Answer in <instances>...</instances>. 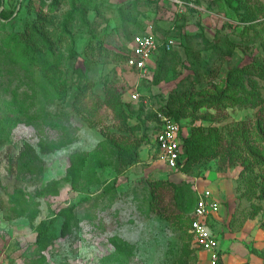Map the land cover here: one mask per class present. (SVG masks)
Segmentation results:
<instances>
[{"label":"rangeland","instance_id":"374dc122","mask_svg":"<svg viewBox=\"0 0 264 264\" xmlns=\"http://www.w3.org/2000/svg\"><path fill=\"white\" fill-rule=\"evenodd\" d=\"M53 1L0 0V12L7 17L0 19V36L16 34L18 47L25 42L38 45L51 54L54 68L61 71V84L54 90L36 69L25 66L22 53L0 52V264L196 261L189 250V213L176 221L145 212L144 180L187 181L195 195L207 191L218 204L215 217L207 219L216 237L218 263L264 264V124L256 130L254 120L261 116L259 106L196 104L223 88L229 70L264 66V0H192V8L176 7L166 0H84L73 6L71 0ZM68 12L72 15L65 19ZM144 33L158 42L175 41L171 50L158 51L153 78H139L98 49L125 54L130 38ZM215 40L235 41L234 48L222 56ZM207 73L212 75L209 80L202 77ZM251 79L257 96L264 97V79ZM82 83L88 85L86 96L92 92L99 102L104 101L98 125L82 123L69 106ZM134 84L139 100L129 102ZM112 97L123 109L119 120L106 109L105 102ZM167 104L183 109L177 121L183 137L197 126L224 134L240 122L249 123L248 132L256 133L252 145L260 150L258 158L263 163L251 175L256 189L248 191L244 176L238 177L239 163L220 169L210 161L184 172L167 171L152 152V120L144 116L165 115ZM140 105L143 111L137 115ZM106 137L120 144L122 156L134 147L137 163L120 175L111 166L97 167V184L71 190L70 157L93 151ZM110 185L125 196L113 202L102 196L96 201ZM70 207L75 219L66 222L57 216L60 209ZM40 222L46 234L38 251L34 240Z\"/></svg>","mask_w":264,"mask_h":264},{"label":"trees","instance_id":"16d2710c","mask_svg":"<svg viewBox=\"0 0 264 264\" xmlns=\"http://www.w3.org/2000/svg\"><path fill=\"white\" fill-rule=\"evenodd\" d=\"M53 0H50V2ZM228 3V0H225ZM51 8L56 7V1H53ZM84 0H71L72 6L75 3H84ZM95 7V6H94ZM75 8H73L74 10ZM72 13L68 12L65 15V19ZM262 18H264V8L261 13ZM0 19H7V17L0 12ZM245 19V18H244ZM246 22L250 21V18L246 17ZM49 25H52L51 21H48ZM37 30V29H36ZM132 38V37H131ZM130 38V40H131ZM18 36L16 34H5L0 36V52L9 51L10 53L20 52L22 53L26 61L24 62L26 67H33L39 73V77L52 89L58 90L60 81L61 71L54 68V62L49 52L44 53L38 47V45L25 42L23 46L18 47ZM129 40V44H130ZM155 41H157L155 39ZM160 42H164L161 40ZM158 43V41H157ZM234 42L232 41H216L214 47L219 51L222 56H228L231 50L234 48ZM47 44V43H46ZM45 44V45H46ZM44 47V44H42ZM4 48V49H3ZM20 48V49H19ZM103 50V54L107 56L111 54L115 60H119L121 63L124 62L127 53L118 55V53H111L102 47L98 48ZM159 49L164 50L163 47ZM20 50V51H19ZM83 52V51H82ZM84 53V52H83ZM74 56L71 55V57ZM78 73V71L76 70ZM79 74V73H78ZM154 73L152 74V78ZM252 76H259L264 79V66L258 67L256 65H242L238 68L231 69L225 76V85L219 92L213 97H205L200 99L198 103L201 106L206 107H219L227 106L226 104H238L240 107H258V112L261 114L260 117L257 116L255 129L258 130L264 124V97L259 98L256 92V82L251 79ZM202 77L207 78V80L212 78L211 73L203 74ZM158 79V78H157ZM155 79V81L157 80ZM195 82H190L189 84L193 86ZM209 82V81H208ZM249 86V89L245 88V85ZM85 83L77 86V92L70 97L69 106L72 113H74L82 123L95 126L100 123V118L98 113L102 109V101H98L96 95L92 92L85 95L87 90ZM90 95V96H89ZM12 104L16 101L12 97ZM111 102H105L107 105L106 109L109 110L111 117L113 119L123 118V109L121 108V103L119 101L113 100ZM99 102V103H98ZM130 102V101H129ZM260 104V105H259ZM167 111H162L165 115L171 117L179 127V142H180V159L177 169L170 172H184L190 170L192 167L214 161L216 168H234L236 164H240L241 170L238 177L244 176L243 181L245 185L247 184L248 191L256 189V181L251 178L253 175L254 168L262 163L259 160L258 155L260 150L252 145L255 139L256 133L254 135L248 132L249 123L240 122L236 124L233 130L225 131L224 134H216L214 128L197 126L193 127L189 137H183L181 133V126L178 124L179 115L182 113L183 109H173L172 105H166ZM142 106L140 105L137 110V115L142 114ZM179 114V115H178ZM147 120H152V126L150 127L149 142L152 144V137L157 130V121L154 114L146 113L144 115ZM257 132V131H256ZM250 142V145H249ZM119 146L113 138L106 137L102 142H100L93 151L85 154H76L70 157L69 163L71 166V178H70V189L73 191H81L82 189H87L92 185L99 182L95 169L102 166H111L115 175L122 174L127 167L137 163V153L134 147H128V156H122L119 153ZM109 155L113 156L111 160L108 158ZM165 168V167H164ZM258 172V169H255ZM169 171V170H167ZM256 176V175H255ZM144 190H146V198L143 200L144 211L147 213H153L161 219L164 220H178L180 215L191 212L197 197L195 192L191 188V185L187 181H182L180 183H173L170 181H143ZM159 189L161 191H159ZM126 193H116L114 185H110L107 188L102 189L101 193L97 196L96 201H99L102 196L107 199V201H116L118 197H124ZM109 207V204L107 205ZM57 216L65 218L66 222L75 219L72 213V208H62L57 212ZM56 218V217H54ZM89 218V217H88ZM190 222V217L187 220V229ZM46 234V228L43 226V222H40L36 235L34 244L39 245V250H41V242ZM189 236V250L194 254L195 249L192 246V239ZM37 257V263L41 261Z\"/></svg>","mask_w":264,"mask_h":264},{"label":"built area","instance_id":"2783aa9c","mask_svg":"<svg viewBox=\"0 0 264 264\" xmlns=\"http://www.w3.org/2000/svg\"><path fill=\"white\" fill-rule=\"evenodd\" d=\"M173 2H177L174 0ZM175 41L166 39L164 50L169 51L175 47ZM157 41L149 34H136L132 36L128 47V54L123 66L136 73L139 78H148L147 63L157 50ZM138 85L128 92V100L136 102L139 100L137 92ZM157 130L152 137V152L155 153L166 170L177 169L180 159V132L177 123L169 116L155 112ZM197 200L190 212V222L187 233L191 236L192 246L195 252L206 255L207 264H216L217 242L216 237L207 224V219L214 216L218 211L217 202L205 191L196 194ZM191 264H201L194 261ZM250 264V263H246Z\"/></svg>","mask_w":264,"mask_h":264},{"label":"crops","instance_id":"0c3cea01","mask_svg":"<svg viewBox=\"0 0 264 264\" xmlns=\"http://www.w3.org/2000/svg\"><path fill=\"white\" fill-rule=\"evenodd\" d=\"M168 1L170 4H172L173 6H176V7H181L182 5H187L189 7H194L193 4H194V1L192 0H177V2H173L174 0H166ZM197 8V7H196ZM167 38L165 39H162L163 41H165ZM158 46H157V50L155 52V54L152 56V58L148 61L147 63V67H148V76L151 75L154 73V69H155V62L157 60V57H158V51L160 50L159 47H163V44L164 42H158L157 43ZM164 48V47H163ZM127 69V68H126ZM129 70V69H128ZM213 217V216H212ZM215 217V216H214ZM213 217V218H214ZM218 249H217V261H216V264H219V256H218ZM195 256L197 257V261H199L201 264H207L206 263V255L204 253H200V252H194ZM225 263V261H224ZM223 263V264H224ZM250 263V262H248ZM191 264V263H190ZM250 264H254V263H250Z\"/></svg>","mask_w":264,"mask_h":264}]
</instances>
